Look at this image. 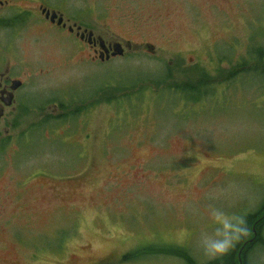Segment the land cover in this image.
<instances>
[{
    "label": "rangeland",
    "instance_id": "374dc122",
    "mask_svg": "<svg viewBox=\"0 0 264 264\" xmlns=\"http://www.w3.org/2000/svg\"><path fill=\"white\" fill-rule=\"evenodd\" d=\"M48 1L123 54L101 61L98 45L26 16L0 23V72L23 83L0 118V264H184L123 259L167 246L220 259L238 244L204 252L220 218L241 226L264 204V0ZM197 64L211 92L155 83L184 82L182 66L195 85ZM229 69L241 73L221 79ZM98 87L112 99L92 110Z\"/></svg>",
    "mask_w": 264,
    "mask_h": 264
},
{
    "label": "trees",
    "instance_id": "16d2710c",
    "mask_svg": "<svg viewBox=\"0 0 264 264\" xmlns=\"http://www.w3.org/2000/svg\"><path fill=\"white\" fill-rule=\"evenodd\" d=\"M255 58L257 59V61L259 62V65L261 64V67L263 68L264 65V48L261 46V44L258 45V47L255 49ZM107 61V60H106ZM263 62V63H262ZM182 65V64H179ZM200 65L197 64V66H192L193 68H197V75L195 76V80L197 81V83L195 85L194 82H192L189 76H185L184 75V71L185 69L182 68V66H179L182 69V73L180 75L181 79H184V82H181L179 84H175L170 82H167L165 80V77L168 74H165V76L156 81V84H160L162 85L164 88L166 89H171L180 93H185L188 91H192V92H201V91H208L211 92V87L210 85H212L213 83H209L210 80V76L207 75V72L199 67ZM242 66V64L240 65ZM264 69V68H263ZM251 69H248V71ZM254 71H258V74L260 75V70L254 68ZM251 70V72L253 71ZM170 73V72H168ZM241 73V72H240ZM239 70L237 72V74H240ZM237 74H235V72L232 71V69H229L227 72L223 73V72H219L218 75H220L219 77L221 79L224 80H228L230 79L233 75L236 76ZM257 74V75H258ZM232 75V76H231ZM233 80V79H232ZM104 88H108V87H101L98 89H93V93L89 96V108H91L94 104H98L100 102H104V104L109 105L110 100L112 99L111 97H101L99 96V92L101 91L102 94L104 93ZM120 90L121 88H118V86H115L113 84V91H116L117 89ZM131 92H129L126 96L127 97ZM119 98H122L121 96H116ZM82 108H79L78 110H80ZM92 109V108H91ZM78 110L75 111V113H70V115H66L64 121H66L69 117H73L75 115H77ZM93 110V109H92ZM68 116V117H67ZM67 117V118H66ZM42 125V124H40ZM5 145L2 144L1 148H3ZM90 161V159H89ZM264 204L262 205V207L260 208V210L254 214H248L246 216L243 217L242 223H241V229L242 231L239 232L237 234L238 236V244L235 246L234 245V249L230 250L228 253H226L224 256H222L220 259H217L209 264H237L238 260L234 259V254L235 252L240 251V258L242 259V264H248L247 262V258H248V254L253 250H257L259 247H261V249L264 250V241H263V228H264ZM250 232L252 235H255V238L253 239V241L249 244L247 243L248 240L250 239ZM254 237V236H253ZM245 244V245H244ZM257 246H259L257 248ZM257 248V249H255ZM147 255H161V256H165V257H175V258H179L180 260H182L184 262V264H196L194 263V261L192 260V258L188 255V253L184 250H182L181 248H177V247H159V248H154V247H150V248H145V249H141L137 252L131 253V254H127L126 256L123 257L124 260H129V259H133V258H139V257H144Z\"/></svg>",
    "mask_w": 264,
    "mask_h": 264
},
{
    "label": "flooded vegetation",
    "instance_id": "af4514ba",
    "mask_svg": "<svg viewBox=\"0 0 264 264\" xmlns=\"http://www.w3.org/2000/svg\"><path fill=\"white\" fill-rule=\"evenodd\" d=\"M26 2L27 4L25 5L22 3H18L16 6H12V2H10L9 0H0V11L2 8L10 9L11 7H14L18 9L17 13H13L9 11L10 14H8L6 18H10V19L9 20L0 19V23L7 24L9 27H14L16 24H20L18 23V21L26 16L28 17L26 19H30V18L34 19L35 23L47 24L49 27H52V28L54 27V29L56 30H62L63 33H67L68 35L75 34V36L78 37L77 33L84 34V38L82 40L79 39V37L78 39L81 42L90 46L93 50V53L96 52V49H93V48L96 45L99 46V44L97 41L95 42V44H89L87 42V36L90 30L85 25L77 23L76 21L71 22L70 19L63 17L64 13L61 10L56 9L54 5L49 3L48 0H26ZM26 5L30 7V10L26 7ZM19 6H24L25 10H20ZM46 12H49L50 14L56 13L57 18L51 21L50 16L46 17ZM61 13H63V15ZM60 16L62 17L63 24H65V26H63V24L57 25V21ZM0 17L2 18L1 14H0ZM69 28L72 29L71 32L69 31ZM104 43L108 50V54H110L111 49L109 48V46L111 43H106V42ZM98 48L101 51L100 47ZM15 81L20 82V85L17 87V89L13 88ZM22 85L23 83L20 79L13 78L9 74V70L7 67L5 68L3 72H0V110L3 113V116L5 115L6 109L10 107L12 104H14L15 101L18 100V99L16 100V97L18 96L17 94L20 91ZM7 101L11 102L10 106L6 105ZM240 260L242 264V259L240 258Z\"/></svg>",
    "mask_w": 264,
    "mask_h": 264
},
{
    "label": "clouds",
    "instance_id": "9594fccd",
    "mask_svg": "<svg viewBox=\"0 0 264 264\" xmlns=\"http://www.w3.org/2000/svg\"><path fill=\"white\" fill-rule=\"evenodd\" d=\"M220 223L221 228L217 232L216 238L203 244V250L209 256H219L227 252L236 238V234L242 231L238 221L220 218Z\"/></svg>",
    "mask_w": 264,
    "mask_h": 264
},
{
    "label": "water",
    "instance_id": "95a60500",
    "mask_svg": "<svg viewBox=\"0 0 264 264\" xmlns=\"http://www.w3.org/2000/svg\"><path fill=\"white\" fill-rule=\"evenodd\" d=\"M48 16H50L51 21L53 19L57 18V14L56 13L50 14L49 12H46V17H48ZM61 24H63V20H62V17L60 16L58 18L57 25H61ZM63 26H65V24H63ZM69 31L71 32L72 29L69 28ZM77 35H78L79 39H81V40L84 38V34H78L77 33ZM96 41L98 42L99 47L101 49V52L99 53V58L101 59V61L108 60L110 56H112V57H114V56H121L123 54V47L118 42H115L113 44H110L109 48L111 49V53L108 54V50H107V48L105 46L104 41L101 38H97V39L93 38V33L91 31H89V34L87 36V42L89 44H95ZM125 47L127 49H130L131 48L130 44H128V43L125 44ZM19 85H20V82L15 81L13 88L14 89H17V87ZM6 105L7 106H10L11 105V102L10 101H7ZM2 115H3V113L0 110V118L2 117ZM263 216H264V214H263ZM254 238H255V235H254V237L252 239H249V241L252 242ZM238 258H240V251L238 252Z\"/></svg>",
    "mask_w": 264,
    "mask_h": 264
}]
</instances>
